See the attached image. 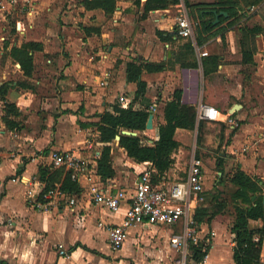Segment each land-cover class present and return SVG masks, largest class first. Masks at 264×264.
Here are the masks:
<instances>
[{
  "label": "crops",
  "instance_id": "0c3cea01",
  "mask_svg": "<svg viewBox=\"0 0 264 264\" xmlns=\"http://www.w3.org/2000/svg\"><path fill=\"white\" fill-rule=\"evenodd\" d=\"M83 1L32 0L30 6L21 1L12 6L0 0V45L4 44L7 57L15 63L17 75L21 77L17 81L0 82V87L7 86L5 101L18 112V116L8 115V120L15 123L9 130L2 121L5 111L4 101L0 100V262L176 264L178 255L171 248L170 239L181 232L180 225L135 224L128 229L120 250L110 249L107 228L121 223L133 196L134 183L145 168L152 166L149 162L130 159L113 141L110 146L114 176L101 181L96 171L104 144L98 141L94 125L99 122V116L111 112L115 104L122 107L120 98L128 107L136 85L127 82V63H162L164 70L144 72L141 77L147 85L146 98L151 107H155L153 128L143 132L148 143L157 139L158 126L164 123L162 107L171 100L174 91H179L184 105L194 106L206 99L209 106L236 122L237 128L222 121L211 126L223 130L224 148L235 170L259 180L262 198L264 2L246 9L236 7L232 18L197 45L199 52L218 60L217 71L205 83L202 59L206 56L200 58L193 49L196 66L182 67L174 59L188 41L175 35L163 40L165 34L173 32L178 5L152 11L141 19V8L129 1H118L111 14L86 9ZM183 1L180 0L179 5H184ZM185 1L212 4L217 0ZM225 13L228 16V12ZM6 15L11 16V22L5 21ZM234 17L237 21L231 24ZM242 26L263 30L252 39L244 37L248 42L253 41L252 63H242ZM157 32L163 34L160 36ZM11 36L17 40L9 42ZM24 43L39 46L29 53L33 59L30 77L23 75L19 64L10 56L12 48ZM198 123L196 121L194 129L196 137ZM192 133L176 130L178 153L173 154L174 164L162 178L165 184H172L169 178L179 175L178 157ZM205 137L203 135L201 144ZM53 152L72 153L84 164L86 172L73 181L79 192L69 194L75 201L71 209L63 204L58 208L35 210L28 204V191L44 188L45 183L39 179L41 168L56 170L50 165ZM96 187H109L112 193L125 194L126 199L115 214H109L93 202L91 189ZM233 222L234 219L228 222L225 216L218 214L208 223L197 224L200 237L209 243L208 249L200 261L189 258L187 264H236L231 233ZM99 223L104 226H98ZM248 225L255 232L253 241L261 240L259 259L250 264H264V220H250Z\"/></svg>",
  "mask_w": 264,
  "mask_h": 264
},
{
  "label": "trees",
  "instance_id": "16d2710c",
  "mask_svg": "<svg viewBox=\"0 0 264 264\" xmlns=\"http://www.w3.org/2000/svg\"><path fill=\"white\" fill-rule=\"evenodd\" d=\"M120 0H84L83 4L86 9H100L105 14H111L116 8V3ZM131 2L137 8H141V19L152 11L166 10L180 4V0H124ZM264 2V0H217L212 4H190L183 1L184 6L189 11L198 25L196 26L195 39L199 46L207 40L208 36H213L216 28L223 22L232 18L236 11V7L246 9L248 7L257 6ZM213 10L217 12L223 10L228 12L227 17L220 16L219 22L212 24L214 20ZM237 19L234 17L231 24H234ZM259 27L245 28L241 27L240 32L242 39L241 56L242 63H252L253 48L252 40L245 39L253 38L254 35L262 32ZM162 35V32H157ZM163 40H170L175 35L173 31L171 34H165ZM245 37V38H244ZM39 49L38 44L24 43L19 48H12L10 50L11 58L19 64L20 70L25 77H30L33 72V59L29 54L31 51ZM176 53L175 63H179L182 67L196 66L193 48L190 42L185 43L181 50ZM218 60L215 56H206L202 59V69L205 83L217 71ZM164 70L162 63H148L141 61L139 63L129 62L126 65V79L129 83L136 85V90L127 108H122L118 103L112 107L111 112H105L99 116V122L94 126L98 132V141L104 144L100 157L97 161V175L101 181H105L114 176V170L111 164V149L110 144L114 141L115 136H119L118 147L123 149L130 159L138 163L149 162L154 170V183L165 176L169 169L174 164L173 154L178 150L179 143L175 140V132L178 129L194 131L196 127V110L193 106L183 105L180 103L179 91H174L170 101H166L162 107L163 124L158 126L157 139L148 143V139L143 135L145 131L148 116L151 114V103L146 98L147 85L142 80V74L159 73ZM7 86L0 87V100L4 101L5 116L2 121L6 127L11 130L15 127V123L8 120V115L18 116V112L14 105L5 101ZM206 93V92H205ZM207 95L204 97L206 98ZM205 104L207 100L205 99ZM137 104V105H136ZM208 105V104H207ZM136 106V107H135ZM215 108V107H214ZM205 121H200L197 127L196 143L201 144L203 139V130L205 128ZM130 131L138 133L136 136L122 135L121 131ZM40 181L45 183L44 191L60 186L61 189L69 194L79 192L76 182L71 181L68 172L63 169H56L49 171L47 168L40 169ZM230 183L235 188L231 199L234 204L235 217L231 227L233 235L234 260L236 264H250L251 261L259 259L261 240L254 242V231L250 229L248 222L250 220H264V206L262 204V187L259 180L253 179L246 175L243 171L236 169L230 177ZM256 198L252 200V197ZM207 200V199H206ZM205 200V201H206ZM213 206L206 208L204 206L198 207L194 212L193 220L196 224L208 223L214 216L220 214L225 208V204L213 200ZM194 258L201 260L205 254L194 251ZM0 264H3L0 262Z\"/></svg>",
  "mask_w": 264,
  "mask_h": 264
},
{
  "label": "built area",
  "instance_id": "2783aa9c",
  "mask_svg": "<svg viewBox=\"0 0 264 264\" xmlns=\"http://www.w3.org/2000/svg\"><path fill=\"white\" fill-rule=\"evenodd\" d=\"M9 5L18 1L30 6L32 0H3ZM179 9L175 17L173 31L175 36L190 42L192 48L199 57H205L206 52H199L195 40V29L198 23L193 21L184 5H178ZM122 107L126 108L127 103L120 98ZM183 104V100H180ZM184 105V104H183ZM196 110V121L209 123L225 122L228 125L237 127L236 122L227 114H222L216 108L198 101L193 106ZM151 114L155 107L150 108ZM50 165L53 169H63L70 175L72 181L84 175L86 168L84 164L68 152H53L50 155ZM154 170L151 167L145 168L134 183L133 196L129 206L119 225L107 228L108 243L112 251H118L124 244L127 231L135 224H148L159 226H181V232L173 235L170 239L171 248L177 253L176 264H187L188 259L194 258L195 250L206 254L208 241L202 240L199 235L198 225L193 220L195 210L205 201L204 172L202 160L192 150L186 164L184 177L172 184H165L161 178L159 182L153 181ZM93 202L105 208L109 214H115L123 202L125 194L122 191L112 193L107 188H93ZM28 204L35 210H48L58 208L66 204L70 209L75 205L74 199L60 188L55 186L46 191L42 189L28 191ZM98 226H104L99 223ZM65 255L64 251L60 252Z\"/></svg>",
  "mask_w": 264,
  "mask_h": 264
},
{
  "label": "rangeland",
  "instance_id": "374dc122",
  "mask_svg": "<svg viewBox=\"0 0 264 264\" xmlns=\"http://www.w3.org/2000/svg\"><path fill=\"white\" fill-rule=\"evenodd\" d=\"M187 12L190 18L193 21H196V19L192 17L188 10ZM176 13L177 11L175 10V14ZM4 17L5 21L9 20V22H11L10 15H6ZM1 34L0 36H2ZM12 40H17V38L11 36L9 42ZM0 43L2 44V42ZM4 80L17 81L21 80V77L17 75L15 63L7 57L6 48H4L3 44V47L0 45V82ZM211 125L212 123H205L203 135H206V137L204 138L203 144L196 143V134L194 131L192 134H190V140H188L187 146L184 148L185 150L178 157L179 169L177 170V173L179 175L176 176V178L173 176L170 177L169 182L173 183L176 179L179 180L183 177L184 169L188 162L190 153L192 150H195L196 156L202 160L203 172L205 176L204 190L205 198H207V200L202 205L204 207L211 208L213 206V200L224 203L225 208L219 215L225 216L226 221L228 220V222H232L235 217L234 204H236V202L234 203L231 199L235 188L230 183V177L235 170V164L232 163L231 157L226 154L223 141L224 137L221 132L223 130H221L219 126ZM218 130L219 132H217ZM177 153L178 152L176 151V154ZM177 177H179V179Z\"/></svg>",
  "mask_w": 264,
  "mask_h": 264
},
{
  "label": "water",
  "instance_id": "95a60500",
  "mask_svg": "<svg viewBox=\"0 0 264 264\" xmlns=\"http://www.w3.org/2000/svg\"><path fill=\"white\" fill-rule=\"evenodd\" d=\"M213 15H214V20H213V22H212L213 25H215V24L218 23V21H219V17H220V16H223V17H226V16H227V14H226L225 12H216V11H213ZM152 120H153V115L150 114V115L148 116V119H147V122H146V126H145V130H146V131H150V130H152V128H153V126H152ZM121 134H122V135H129V136H136V133H135V132L125 131V130L121 131ZM119 139H120V138H119L118 135L115 136V138H114V142H117V143H118ZM255 198H256V197L253 196V197H252V200H254ZM262 204H263V206H264V195L262 196Z\"/></svg>",
  "mask_w": 264,
  "mask_h": 264
}]
</instances>
